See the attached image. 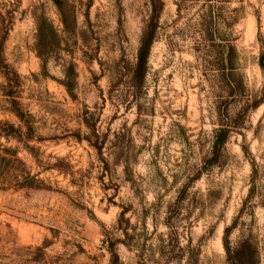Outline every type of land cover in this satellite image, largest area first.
I'll return each instance as SVG.
<instances>
[{"label":"rangeland","instance_id":"374dc122","mask_svg":"<svg viewBox=\"0 0 264 264\" xmlns=\"http://www.w3.org/2000/svg\"><path fill=\"white\" fill-rule=\"evenodd\" d=\"M0 264H264V0H0Z\"/></svg>","mask_w":264,"mask_h":264},{"label":"trees","instance_id":"16d2710c","mask_svg":"<svg viewBox=\"0 0 264 264\" xmlns=\"http://www.w3.org/2000/svg\"><path fill=\"white\" fill-rule=\"evenodd\" d=\"M150 45H151V38L150 37L144 38V40H142L141 42L140 48L137 53L136 69L141 74L144 73L146 69Z\"/></svg>","mask_w":264,"mask_h":264}]
</instances>
